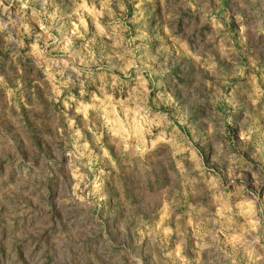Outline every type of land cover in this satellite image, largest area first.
<instances>
[{
    "label": "rangeland",
    "instance_id": "374dc122",
    "mask_svg": "<svg viewBox=\"0 0 264 264\" xmlns=\"http://www.w3.org/2000/svg\"><path fill=\"white\" fill-rule=\"evenodd\" d=\"M0 264H264V0H0Z\"/></svg>",
    "mask_w": 264,
    "mask_h": 264
}]
</instances>
